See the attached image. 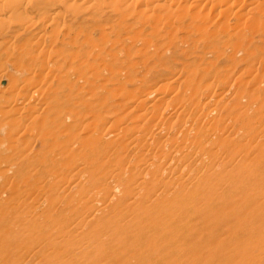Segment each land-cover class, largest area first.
<instances>
[{"label": "rangeland", "instance_id": "1", "mask_svg": "<svg viewBox=\"0 0 264 264\" xmlns=\"http://www.w3.org/2000/svg\"><path fill=\"white\" fill-rule=\"evenodd\" d=\"M160 1L168 14L164 10L166 16H148V20L139 4L123 5L122 21L117 14L104 18L101 29L107 36L103 38L100 30L73 33L75 43H69L75 39L47 34L63 42V48L59 44L52 50L63 57L50 53L49 45L41 52L34 50L35 58L44 54L42 59L47 60L43 61L49 63L43 72L38 66L41 72L36 68L29 76L23 74L26 66L17 65L7 46L0 49L8 56L0 63V73L5 74L0 89V264H264V207L258 205L264 183L244 176L240 188L230 190L222 187L228 169H223L221 158L210 155L209 163L202 164L193 157L183 161L192 144L201 150L203 143L195 145L205 132L182 125L174 128L170 117L173 107L186 102L183 92L190 81L201 80L195 79L196 71L207 69L208 79L220 83L211 63L218 60L212 50L204 49L213 44L205 40V30L196 28L198 14L212 25L207 29L215 27L217 34L209 31V36L223 35L221 47L229 51L225 55L234 53L228 47L241 42L237 39L242 36L241 47L247 53L246 42L252 40L250 56L236 52L242 68L234 79L242 84L254 73L258 78L264 74V34L250 28L245 16L219 19L216 9L201 10V5L189 2L180 4L177 16V5ZM244 2L249 0H239L238 5ZM237 32L241 34L234 36ZM21 38L15 44L27 39ZM164 44L170 49L156 56L155 47ZM221 62L218 72L224 69ZM247 65L253 75L246 74ZM153 79L161 80L156 87ZM172 79L176 80L173 86L169 85ZM24 85L28 86L24 103L13 104L5 90L13 86L20 90ZM157 87L159 93L147 98ZM36 90L37 102L45 109L41 116L35 101H27ZM159 98L162 101L155 103ZM197 100L199 111L203 110L198 124L223 118V113L207 115L213 104L203 108L206 97ZM102 104L107 112L99 109ZM150 106L156 108L151 121ZM93 122L100 124L94 139L73 146L70 136L76 137ZM143 124L154 127L152 135L164 130L150 148L149 131L141 135ZM63 134L68 136L62 139ZM57 234L63 238L51 239ZM48 236L49 248L44 240Z\"/></svg>", "mask_w": 264, "mask_h": 264}, {"label": "bare ground", "instance_id": "2", "mask_svg": "<svg viewBox=\"0 0 264 264\" xmlns=\"http://www.w3.org/2000/svg\"><path fill=\"white\" fill-rule=\"evenodd\" d=\"M169 1H171V4L177 5L176 9L174 8L175 15H177L179 12L178 10H179L180 4L189 2L190 5L191 6L194 5V7L197 5H201V10H203L205 7H209L210 11L213 9L214 10L216 9L217 10L216 15H215L216 18L227 17V15L230 16V14L233 15L234 17L235 16L237 17L245 16L248 18L247 24L250 23L249 24L250 28L252 27V29H254L253 27H255L257 28V31H258L257 33H260V31H262L264 34V0H249L248 3L244 2L242 6L238 5L239 0H169ZM133 2L139 4L143 8L142 12L144 11L143 14L144 13L146 14V15H143L144 17L146 16L145 17V19L147 18L146 20H148V16H150L152 19V17L158 18L162 14L165 15L164 10L166 11V9H164L165 7L162 8L160 0H0V49L1 48L4 49L7 46L8 47L7 52L8 53L11 52L10 57H14L16 59L17 65L20 64V66L21 65L26 66L27 70H24L26 72L25 73L23 72V74L28 75V76L31 75L32 70L38 68V66H41L42 69L41 68L40 69L43 72L44 70L43 67H45L44 65L46 64L44 61L47 59H42L44 54L42 55L41 53H39L37 57L35 58L34 50L40 51L41 47L49 45L48 50H50L51 48L50 53H54L55 56L57 55V57L58 56L63 57V54H61L60 52L52 51L56 48V46H59V44H60V47L62 48L64 47L63 42L59 43V41L52 39L53 34H59L60 36H63V38L68 37L69 40H72V39H75V37L72 38L73 36L72 34L77 31H80L82 33H90V32L93 33V32H96L94 30H100V34H102V38H103L104 34L106 33L105 29H101L104 26L103 24L105 21L104 18L106 17L107 19L111 17V15L117 14L118 19L120 18L122 21L123 20L122 18L125 17V12L124 10L121 9V7L126 4L131 5ZM243 6L246 12L243 10ZM171 7H173V5ZM167 12L168 11H166V13ZM195 20H197L196 28L200 30H205L206 32L205 40L209 41V43L211 41L212 42L211 44H213V47H205L204 49L206 50L209 48L210 50H212L211 54L213 58L215 60H218L219 62L222 61L221 63L224 65V69L221 72H218V69L216 67L218 64V61L211 62L213 66L212 70H215V76L220 81L219 85L212 83L208 79L207 75H209L210 72L206 71L207 69L205 70L203 68L204 71H200L199 74L196 71L195 79L198 76L201 78V80H199L198 83L195 82L196 80L192 82L190 81L188 88L186 89V91L183 92V95H185L183 96V98L186 99V102L181 101L178 105L173 107L174 111H172L173 114H171L170 117L171 118L173 117L175 120L174 128L180 127L182 125L183 128H186V129L189 128V131H192V132L194 131V128H197L196 133H198L199 132L198 130L200 129H202L205 132L204 136L201 137L195 145V147H197L199 146L198 142L203 143L201 150H198L197 148L195 149L194 145L192 144L189 149H186L185 156L182 157V160L185 161L188 158L193 157L195 159L198 158L202 164V163H209L208 161H210V159H208L209 158L208 156L210 155L212 156V158L213 157L221 158V163L224 164L223 169L225 168L228 169L222 181L224 182L222 187L231 188L230 190H234L235 188L239 189L240 184H241L240 181L243 180L245 177H247L246 178L247 181L252 180L254 177L255 179H258L259 181L264 183V133H263L264 132V74L262 77L258 78L257 77L258 73H254L253 75L252 74L253 70L251 68L252 66L247 65L248 72L246 74L249 75V73H251L252 71L251 74L253 75V77L246 84L245 83L242 84L240 82V79L238 78L234 79V74L237 71V69L242 68V65H240L239 63L237 64L239 59L237 60L236 52L245 53L244 51L245 49L243 50V47H241V42L244 37L242 36L243 38L241 37L242 39L240 38V40L237 39V41H241L237 45H233L232 47L230 45L228 47L229 50H231L234 53L225 55V53L229 51H225L221 47L222 41L224 42L225 40L224 38H222L223 35L221 34L222 35L221 36L219 33L220 36L218 38L214 37L217 34L215 27H214V30L216 33L215 32L213 33L212 31L214 30L210 31L212 29L211 27L212 25L210 26L209 25L210 23H207V19L201 17L200 14L196 16ZM166 22L167 21H165V24ZM82 26H85V27L83 28ZM207 26H210L211 29L210 28L207 29L208 28ZM220 27L223 28V26H220ZM238 27H239L238 25L237 27L234 26V28H236L235 31L238 29ZM163 28L165 27L163 26L162 29ZM217 28L221 30V28L219 27ZM234 28H231V30L233 29L230 32L231 34L232 32H234ZM241 28H242L241 32L243 35L244 33L242 31L243 27ZM250 30L251 29H249V31ZM209 31L210 33L212 32L215 35L209 36L210 35ZM253 31L256 32V30H253ZM238 33L239 32H237L235 35L233 33V35L236 36ZM47 34H50L52 36L50 37ZM240 34L241 33H239V35ZM22 36L27 37V39H25L26 41L24 42L25 44L23 42L19 44H15L17 40L21 38ZM8 37H11L12 41L11 40L7 41L6 38ZM47 38H49L48 43L46 41ZM228 38L230 39L234 37L229 35ZM73 42L75 43L76 39L69 43H73ZM236 43L237 42H235V44ZM246 43H247L248 49L246 50L247 53H245V55H247L248 57L250 56L248 52L251 46L253 45V42L252 40H250ZM169 47L170 46H168V44H164L162 48L159 45L158 47H155L156 56H160V52L163 50L170 49ZM244 47L246 48V46ZM112 50H108L107 52L109 53V51H112ZM98 53H101V50ZM45 55H48V54L46 53ZM52 55L53 54H51V57ZM62 57H60L61 59H64L62 61L67 62L66 59ZM3 58L6 60L8 56L6 58L4 57L2 52H0V63L3 60ZM202 59L203 60L207 59V56L206 58H202ZM51 60L55 61L53 59ZM68 60L71 62L70 59ZM9 61L11 60L9 59ZM245 62L243 61V63ZM67 63H65V65ZM68 64L66 67H68ZM70 64H69V67H71ZM46 65L49 66V63H47ZM72 65L74 64L72 63ZM52 67H54V65H52ZM10 68H13V67H10ZM17 68L18 67L14 68V70L15 69L17 70ZM62 68L64 67L62 66ZM71 68L73 69V67ZM207 68L209 69L208 65H207ZM40 69L38 68L39 72H41ZM73 70H75V68ZM167 75L168 74H165V76ZM35 76H36V73H35ZM4 78H5V74L0 73V89H1V81ZM46 78L48 77L46 76L45 79ZM158 79L152 80V83L154 84L152 85L154 87H156V85L161 81ZM175 83H176V80L172 79L169 85L173 86V84ZM7 84L8 83L4 85H7ZM7 86H9V84ZM241 86L243 87L241 91L239 90V88H236V87H241ZM13 87H10V88L8 87L5 90L4 94L7 93L9 95L8 100H12L11 102L13 104H23L24 103L23 101L26 99V98L24 99L23 96L26 97V89L28 86L26 85H24L23 87L21 86L19 87L21 88L20 90H17V86L16 88H13ZM159 90L160 89L157 87V89L152 94L147 96V98L150 97L151 95H154L155 93H159ZM38 91L36 90L35 93L32 92L28 96V100H27V101H32V100L35 101L36 104L34 106H36V108L37 106L40 107L39 103L37 102L40 95L39 97L38 96L36 97V95H38L37 93ZM217 96H219L220 98L218 97L219 100L215 103L214 99H216ZM201 97H206V102L203 104V108L208 107L211 104H213V108L209 110V112L207 111L208 116L211 117L214 114L223 113L224 114L223 118L222 119L217 118L213 122L211 120L210 121L204 120L202 124H198L200 122L201 114H202L201 112L203 110L199 111L197 98H201ZM226 98H227V103L223 105L222 101L226 100ZM161 101H162V98H159V99H156L155 103L161 102ZM105 105H106V109H109V103H105ZM26 106H27V103L24 107ZM180 106H184V107H180ZM102 108H103V104L101 105V108L99 109L101 111L103 110L104 112H107V110L102 109ZM180 108H183V109L179 111ZM110 109H111V106H110ZM149 109H151V112L149 114L150 116L149 120L151 121L155 119L154 111L156 110V108H154V106H150ZM31 110L35 111V109H30V111ZM21 111H24V110H21ZM44 112H45V109L44 108L42 109L40 107L39 113L38 115L37 114L36 115L41 116ZM199 112H200V116L198 115ZM85 127H88V128L83 129L81 132H79L80 134L77 135L76 137L70 136L73 140L72 141L73 146L75 145L77 147V146H80L84 142L93 140L94 139L93 136L95 134H98V131L100 129V124L93 122ZM153 129L154 127L152 129H148L146 124H143V126L141 127V130H142L141 135L149 131V133L147 134V136H149L150 138L149 148H150V145L153 144V140L156 137H159L164 131L162 130V128H159L158 131L154 135H152L151 130ZM51 135L54 136L55 134L53 133ZM67 136H68L67 134H63L60 136V138L65 139ZM222 149L224 151H222ZM213 150H215L216 152L212 153ZM246 153L249 154L248 155L249 157H245ZM220 155L221 157H219ZM182 172L185 174L187 173L184 170H182ZM258 205L261 207H264V197H263V200H260ZM199 206L200 205L198 204V207ZM193 207L194 206L191 205L190 208H193ZM262 216H263V211L260 213L258 218ZM69 234H70V231L67 232L64 240L67 239ZM49 237L50 236L44 239L46 241L45 245L47 248H49V243L47 242ZM62 238H63V235H60V234L53 235L51 237V239L53 240H59V239L61 240Z\"/></svg>", "mask_w": 264, "mask_h": 264}]
</instances>
